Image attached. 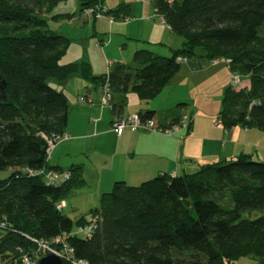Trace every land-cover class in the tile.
Segmentation results:
<instances>
[{"label":"trees","instance_id":"1","mask_svg":"<svg viewBox=\"0 0 264 264\" xmlns=\"http://www.w3.org/2000/svg\"><path fill=\"white\" fill-rule=\"evenodd\" d=\"M63 1L0 0V171L10 170L0 181V220L9 224L0 229L1 262L22 264L25 256L38 260L35 241L57 237L66 239L75 259L89 264L264 259V163L251 156L205 165L189 175H157L134 187L116 182L111 193L100 197L90 220L83 217L75 223L57 205L83 184L80 168L65 170L71 176L59 185L23 172H64L49 166L54 150L47 155L45 138L64 136L69 104L50 80L61 84L77 74L100 91L108 84L107 109L119 116L127 94L152 101L198 49L206 60L226 63L231 74L248 77V86L223 93L219 126L226 131L237 126L256 129L264 135V0H152L157 18L182 39V47L169 58L140 50L132 65L111 62L101 77H93L86 62L62 63L70 41L50 30L48 22L70 20L71 15L52 14ZM77 1L80 13L94 20L106 17L114 24L128 21L131 14L128 5L107 10L100 0ZM118 95L123 99L116 104ZM185 108L177 104L167 111L154 132L165 134L179 126ZM154 115L137 116L145 122ZM186 117L189 129L192 121ZM225 200L229 206H223ZM94 219V233L86 238L79 229Z\"/></svg>","mask_w":264,"mask_h":264},{"label":"crops","instance_id":"2","mask_svg":"<svg viewBox=\"0 0 264 264\" xmlns=\"http://www.w3.org/2000/svg\"><path fill=\"white\" fill-rule=\"evenodd\" d=\"M76 1L73 0L72 4L76 5ZM100 1L107 10L128 5L131 11L129 20L114 24L106 19L94 20L92 39L78 27L68 28L60 35L66 37L70 45L75 42L77 50L70 52L69 49L66 54L69 57L63 58V64L86 62L93 77H101L109 72L108 64L112 61L125 66H129L128 63L132 65L133 55L140 50L169 58L174 50L182 47L180 37L170 32L157 18L153 3L147 4V0ZM60 5L68 8L64 2ZM58 14L72 16V13ZM61 21L69 22V19ZM82 22L85 26L90 25L86 24L85 19ZM68 24L72 25L71 22ZM99 36L102 40L104 36H108L104 50L97 48V43L96 48L92 46V40ZM196 53L194 59L181 64L179 72L152 101L125 99L126 104L119 116L102 106L99 87L95 88L79 75L73 74L61 84L50 80L54 89L66 95L69 104L65 130L69 139L53 149L48 160L49 166L64 172L80 168V179L83 182L63 202L65 217L72 221L74 219L73 222L83 217L90 220L87 215L90 216L91 211L99 208L100 197L111 193L116 182L124 181L128 186L134 187L157 175H189L202 166L234 161L241 155L251 156L254 161L264 163V135L259 130H243L237 126L226 131L216 120L223 93L228 88H235L231 86L233 74L223 61L210 62L200 50ZM243 86H248V81L243 82ZM85 97L89 101H79V98ZM209 97L213 98L211 105L208 103ZM122 99L118 95L114 102L117 104ZM214 103L218 104L219 110L206 108V105L214 106ZM177 104H185L184 114L191 117L192 123L187 130L181 129L170 134L124 131L118 137L111 129V123L116 118L145 112L154 111L152 121L157 123L161 116ZM231 264H264V259H242Z\"/></svg>","mask_w":264,"mask_h":264},{"label":"built area","instance_id":"3","mask_svg":"<svg viewBox=\"0 0 264 264\" xmlns=\"http://www.w3.org/2000/svg\"><path fill=\"white\" fill-rule=\"evenodd\" d=\"M138 2H143L144 0H136ZM104 11V10H103ZM102 11V12H103ZM101 14V13H100ZM110 22H112V19L109 18ZM180 61V59L178 60ZM111 63H109L110 65ZM241 77L237 74L232 75L231 82L233 84H240ZM102 98H101V104L103 107L107 108L110 105L111 101V91H109L108 84L102 87ZM112 131L115 133L116 136L120 137V134H122L124 131H130V132H154L158 130L157 124L152 121H145L141 122L140 118L137 115H130L127 118H121V119H115L111 123ZM188 121L187 117L183 116L181 119L180 125L176 126L172 131H165V133H172L176 132L177 130L181 129H187ZM69 137L64 134V136L58 137V136H52V139H46L47 144V155H50L53 151V148L55 146V143L58 141L68 140ZM24 173L28 174L29 177L32 176H43L45 182L47 184L51 185H59L62 182H66L71 176V174L67 171L65 172H48V173H42V171H30L28 169L23 170ZM64 204L60 203L57 205V209L60 210L64 208ZM95 222L96 219L92 220L89 224L83 226V228L79 229V232L84 234L86 238H90L94 233L95 230ZM9 224L6 220H0V229L6 230L8 229ZM37 245V252L40 253V258L45 257L46 255H53L61 260L63 264H89L87 261H84L82 259L77 260L73 256V250H71L66 243V239L64 237H57L56 239H53L50 242H43V241H35ZM39 258V259H40ZM38 259V260H39ZM38 260H31L28 258V256H25L22 260V264H38Z\"/></svg>","mask_w":264,"mask_h":264},{"label":"rangeland","instance_id":"4","mask_svg":"<svg viewBox=\"0 0 264 264\" xmlns=\"http://www.w3.org/2000/svg\"><path fill=\"white\" fill-rule=\"evenodd\" d=\"M66 1V2H65ZM73 0H64L63 2H64V4L66 3L68 6V8H64L65 6L64 5H58V7H56L53 11H52V14L53 15H57L58 13H61V14H64V13H68V14H70V13H72V17L70 18V20H69V22H71L72 23V25L71 26H69V22L68 21H59V22H55V21H51V20H49V22H48V26H49V28L52 30V31H54L57 35H59V34H62V33H65L66 31H67V29L69 28L70 29V27H73V28H80L79 30L81 31V32H86L89 36H91V39L93 38L92 36V27H93V25H92V23H93V21H94V18H93V16H88V17H86V16H83V14L82 13H80V4H79V2L78 1H76L77 3H76V5H77V7H76V5H74V4H72L73 2H72ZM102 1H104V0H102ZM108 2H106V4H107ZM147 4L149 3V4H151L152 3V0H147V2H146ZM72 4V5H71ZM83 19H85V21L87 22L86 24L88 25V24H90L91 25V27H90V25H88V26H85V24H83ZM102 19H106V17H104V18H102ZM107 20V19H106ZM63 35V34H62ZM108 37V36H107ZM107 37H103V40L101 39V37L99 36L98 38H96V39H93L92 40V42H94L93 43V48H96L95 47V43H97V48H102V50H104L105 49V47H107ZM178 37V36H177ZM179 38V37H178ZM179 39H181V38H179ZM182 40V39H181ZM99 41V42H98ZM113 46V45H112ZM70 47L71 48H69L70 49V52H73V50L74 51H76L77 50V47L75 46V42H72L71 43V45H70ZM114 47V46H113ZM97 50V52H100V50L99 49H96ZM199 50V49H198ZM65 57H69V56H65ZM113 63H116V61H112ZM129 65L131 64V63H128ZM239 74V73H238ZM240 75V77H241V81H240V84H233V83H231V86H233V87H235V88H240V87H242V83L243 82H247L248 81V77H246V75L245 74H239ZM51 84V83H50ZM130 98L132 99H137L136 98V96L135 95H133L132 93H130V94H128V96L126 97V99H129L130 100ZM127 101V100H126ZM212 101H213V98L212 97H209V100H208V103L210 102V105H211V103H212ZM130 102V104L132 103L131 101H128V103ZM133 105V104H132ZM221 106V105H220ZM212 108V109H218L219 110V106H218V104L216 103H214V106H213V104H212V106H207L206 105V108ZM214 107V108H213ZM60 144V143H59ZM58 145V144H57ZM10 173V170H1L0 171V181L1 180H4V179H6V178H8L9 177V174ZM223 206L225 207V206H229V202H228V200H225L224 201V204H223ZM64 216H65V212H63L62 213ZM87 219H90V216L89 215H87ZM73 221H74V219H73ZM89 221V220H88ZM75 223V222H74ZM242 260V259H241ZM0 264H3L2 262H1V260H0Z\"/></svg>","mask_w":264,"mask_h":264},{"label":"water","instance_id":"5","mask_svg":"<svg viewBox=\"0 0 264 264\" xmlns=\"http://www.w3.org/2000/svg\"><path fill=\"white\" fill-rule=\"evenodd\" d=\"M1 91V86H0ZM38 264H63L61 260L53 255H46L37 261Z\"/></svg>","mask_w":264,"mask_h":264}]
</instances>
